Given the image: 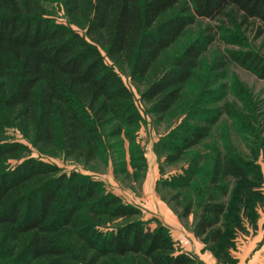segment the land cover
I'll return each mask as SVG.
<instances>
[{
    "label": "trees",
    "instance_id": "16d2710c",
    "mask_svg": "<svg viewBox=\"0 0 264 264\" xmlns=\"http://www.w3.org/2000/svg\"><path fill=\"white\" fill-rule=\"evenodd\" d=\"M200 18L220 21L218 33L255 22L264 34V0H0V264L198 263L165 225H147L100 180L50 158L92 162L107 136L138 124L128 71L158 118L183 117L163 144L169 162L186 160L231 112L209 107L222 97L213 85L226 62L201 72L215 32L191 38ZM227 52L264 78L263 53ZM190 158L173 197H183L185 214L196 204L197 230L218 241L226 187L249 170L218 150L193 179L198 161Z\"/></svg>",
    "mask_w": 264,
    "mask_h": 264
},
{
    "label": "rangeland",
    "instance_id": "374dc122",
    "mask_svg": "<svg viewBox=\"0 0 264 264\" xmlns=\"http://www.w3.org/2000/svg\"><path fill=\"white\" fill-rule=\"evenodd\" d=\"M56 16L65 19L58 7ZM219 22L200 18L191 27L190 36L196 37L207 28L215 32L212 43L203 53L200 69L208 73L214 61L223 59L226 62L220 71L221 79L213 85L216 94L222 97L209 107L223 105L232 113L218 118L210 135L189 152L186 160L169 162L163 144L166 135L174 130L172 126L178 125L183 117L178 118L176 114L168 119L158 118L150 103L141 98L144 84L133 79L128 71L122 74L135 94L140 111L138 124L124 127L120 135L107 136L102 153L92 162L63 156L50 160L67 171H82L100 180L107 190L137 206L140 218L147 225H165L177 245L198 258L197 264H264V78L231 60L227 52L229 49L256 50L264 54V34H259L255 22L239 28L228 26L235 34L218 33ZM8 134L27 142L17 129H9ZM218 150L238 155L249 170V177L231 179L227 185L223 199L227 204L223 217L224 236L213 241L210 232H199L196 228L197 205L185 214L183 197L173 196L183 189L176 185L182 182L177 176L190 167V156L198 161L193 179L201 178L209 156ZM34 151L33 154L38 155Z\"/></svg>",
    "mask_w": 264,
    "mask_h": 264
}]
</instances>
